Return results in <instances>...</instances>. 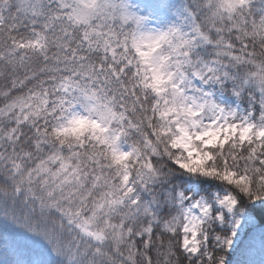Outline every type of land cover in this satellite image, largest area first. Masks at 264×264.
I'll return each mask as SVG.
<instances>
[{"label": "snow or ice", "instance_id": "6c2138e0", "mask_svg": "<svg viewBox=\"0 0 264 264\" xmlns=\"http://www.w3.org/2000/svg\"><path fill=\"white\" fill-rule=\"evenodd\" d=\"M0 264H264V0H0Z\"/></svg>", "mask_w": 264, "mask_h": 264}]
</instances>
